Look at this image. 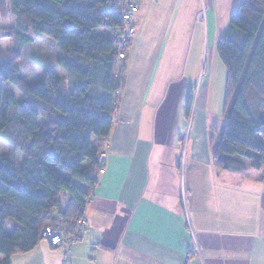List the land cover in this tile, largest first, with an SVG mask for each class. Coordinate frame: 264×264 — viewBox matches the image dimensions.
Returning a JSON list of instances; mask_svg holds the SVG:
<instances>
[{
  "label": "trees",
  "instance_id": "1",
  "mask_svg": "<svg viewBox=\"0 0 264 264\" xmlns=\"http://www.w3.org/2000/svg\"><path fill=\"white\" fill-rule=\"evenodd\" d=\"M127 1L0 0V19L12 17L16 24L14 31L0 34V41L5 36L34 46L47 37L57 50L54 59L39 54L43 72L30 83L19 60L0 46V141L20 159L0 153V264L33 251L48 227L68 237L80 229L77 243L81 240L87 206L107 169L108 156H103L125 88L134 38L118 72L114 30L122 25L119 10ZM22 50L12 54L20 56ZM218 54L227 71L229 110L219 135L213 133L217 137L210 140L214 164L243 174L248 162L252 170L264 172V0H241L221 35ZM255 94L252 110L248 103ZM12 220L15 225L8 230Z\"/></svg>",
  "mask_w": 264,
  "mask_h": 264
},
{
  "label": "crops",
  "instance_id": "2",
  "mask_svg": "<svg viewBox=\"0 0 264 264\" xmlns=\"http://www.w3.org/2000/svg\"><path fill=\"white\" fill-rule=\"evenodd\" d=\"M240 2L213 0L217 19L229 22ZM202 11V0L144 1L107 169L68 264H264V172L248 162L243 174L219 170L203 114L189 129L187 74L202 60ZM189 132L191 153H181ZM66 262L44 240L10 264Z\"/></svg>",
  "mask_w": 264,
  "mask_h": 264
},
{
  "label": "rangeland",
  "instance_id": "3",
  "mask_svg": "<svg viewBox=\"0 0 264 264\" xmlns=\"http://www.w3.org/2000/svg\"><path fill=\"white\" fill-rule=\"evenodd\" d=\"M202 2L203 11L200 15L203 27L202 60L199 62V59H196L195 69L187 74L188 91L186 103L188 106L192 104L191 116L188 120L189 129H192L193 125L199 120V114H203V117L207 119V127L205 126V129L209 137V151L212 153V143L210 140L212 137H217L213 133L219 135L220 127L224 125L229 110V105L226 101L227 71L219 57L218 44L221 33L225 31L228 25L227 23L230 21L227 22L226 15L217 19L218 15L216 14L213 0H202ZM2 19H0L1 35H4V31L7 29L11 31L15 30L16 24L12 17L7 21ZM101 33L104 34V32ZM10 34L12 35V32ZM4 37L0 41L1 48L4 51L10 52L11 58H17L19 60L22 75L26 81L35 83L43 72L40 65H37V62L40 60L38 56L39 54H45L47 56L52 54V59H54V54L57 52L54 48L55 43L50 38L44 37L37 40L34 46H30L17 38ZM19 50H22L20 51V56H16L17 53L12 54V51L19 52ZM11 89L15 96L21 98V93L16 87L12 86ZM256 103L257 95L255 94L248 104L254 110ZM213 118L215 119L212 122ZM214 125L219 129L216 132L210 130ZM189 138L190 132L186 135L181 153H191L192 145L189 144ZM0 153L9 155L12 160L17 162L20 160L19 154L3 141H0ZM184 163L185 160H183L182 165ZM13 225H15L14 220L8 223V230H11Z\"/></svg>",
  "mask_w": 264,
  "mask_h": 264
},
{
  "label": "built area",
  "instance_id": "4",
  "mask_svg": "<svg viewBox=\"0 0 264 264\" xmlns=\"http://www.w3.org/2000/svg\"><path fill=\"white\" fill-rule=\"evenodd\" d=\"M142 0H129L124 2L120 7V13L122 16V25L114 30L115 35L117 36V44H116V51H117V60L116 65L120 72L122 68L123 62L126 60V49L128 46L129 41L135 37L137 31L135 28V21L136 17L140 13V6L139 2ZM119 74V73H118ZM119 97H121V93H117ZM104 159H107V155L103 156ZM105 174V172H104ZM63 201L65 206H68V197L64 196ZM82 225L85 224V220L82 221ZM81 230L79 229L78 233H76L72 237H68L66 232L62 229H56L53 227H48L42 233V238L45 241H48L51 246L55 248H62L66 252L67 262L69 263V256L72 248L77 243V235L80 234ZM195 253H200L199 247L194 248Z\"/></svg>",
  "mask_w": 264,
  "mask_h": 264
}]
</instances>
